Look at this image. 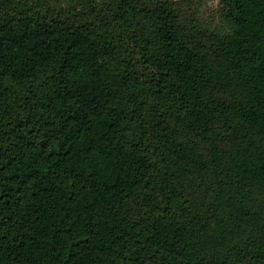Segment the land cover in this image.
I'll return each mask as SVG.
<instances>
[{"label":"trees","instance_id":"trees-1","mask_svg":"<svg viewBox=\"0 0 264 264\" xmlns=\"http://www.w3.org/2000/svg\"><path fill=\"white\" fill-rule=\"evenodd\" d=\"M0 0V264H264V0Z\"/></svg>","mask_w":264,"mask_h":264},{"label":"rangeland","instance_id":"rangeland-1","mask_svg":"<svg viewBox=\"0 0 264 264\" xmlns=\"http://www.w3.org/2000/svg\"><path fill=\"white\" fill-rule=\"evenodd\" d=\"M181 15L188 21H199L207 25L215 26L218 20V0H174Z\"/></svg>","mask_w":264,"mask_h":264}]
</instances>
